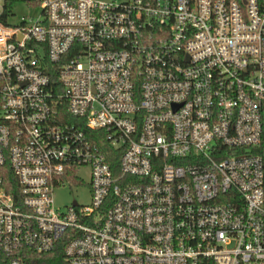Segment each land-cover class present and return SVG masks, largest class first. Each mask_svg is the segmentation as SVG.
<instances>
[{
	"label": "built area",
	"instance_id": "obj_1",
	"mask_svg": "<svg viewBox=\"0 0 264 264\" xmlns=\"http://www.w3.org/2000/svg\"><path fill=\"white\" fill-rule=\"evenodd\" d=\"M0 264H264V0H0Z\"/></svg>",
	"mask_w": 264,
	"mask_h": 264
},
{
	"label": "rangeland",
	"instance_id": "obj_2",
	"mask_svg": "<svg viewBox=\"0 0 264 264\" xmlns=\"http://www.w3.org/2000/svg\"><path fill=\"white\" fill-rule=\"evenodd\" d=\"M15 13L14 17H11L10 21L18 23L24 16H35V10L33 7H28L25 4L16 3L13 6ZM81 183L73 184L68 183L57 187L54 191V200L56 207L65 210L66 207L72 205L74 201L80 205H89L90 203V182H91V168L84 166L79 172Z\"/></svg>",
	"mask_w": 264,
	"mask_h": 264
},
{
	"label": "trees",
	"instance_id": "obj_3",
	"mask_svg": "<svg viewBox=\"0 0 264 264\" xmlns=\"http://www.w3.org/2000/svg\"><path fill=\"white\" fill-rule=\"evenodd\" d=\"M11 7H12V4H9L7 6V10L4 13L5 16H7V14L11 12L10 11ZM1 20H5V17H2ZM55 80H56V77H55ZM65 121L69 122V123L77 124L78 126L81 127V129L83 128L84 129L83 131L87 134V136L90 138V140H92L101 149V152L106 156L107 161L112 165L115 172L119 171L120 153L118 154V151L110 146V144L108 143V141L106 139L105 132H103V131H92V130L86 129V127L84 126V122L83 123L78 122V121H76V119L71 118L68 115V113L66 111V107H65ZM9 177L12 179V176H9ZM68 180L71 183L78 181L74 175L70 176L68 178Z\"/></svg>",
	"mask_w": 264,
	"mask_h": 264
}]
</instances>
